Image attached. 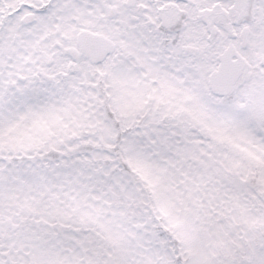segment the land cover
<instances>
[{"label":"snow or ice","instance_id":"obj_1","mask_svg":"<svg viewBox=\"0 0 264 264\" xmlns=\"http://www.w3.org/2000/svg\"><path fill=\"white\" fill-rule=\"evenodd\" d=\"M0 264H264V0H0Z\"/></svg>","mask_w":264,"mask_h":264}]
</instances>
